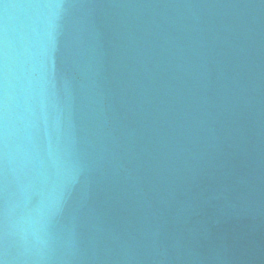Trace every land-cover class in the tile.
Wrapping results in <instances>:
<instances>
[{
    "label": "water",
    "instance_id": "95a60500",
    "mask_svg": "<svg viewBox=\"0 0 264 264\" xmlns=\"http://www.w3.org/2000/svg\"><path fill=\"white\" fill-rule=\"evenodd\" d=\"M0 264H264V0H0Z\"/></svg>",
    "mask_w": 264,
    "mask_h": 264
}]
</instances>
